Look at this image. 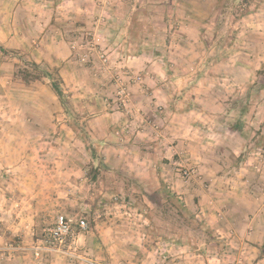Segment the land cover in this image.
Here are the masks:
<instances>
[{
  "label": "crops",
  "instance_id": "0c3cea01",
  "mask_svg": "<svg viewBox=\"0 0 264 264\" xmlns=\"http://www.w3.org/2000/svg\"><path fill=\"white\" fill-rule=\"evenodd\" d=\"M105 1L108 3L111 0ZM115 1L116 6L121 7L114 13L115 3L109 2L106 9L105 5L103 7L104 13L113 16L120 13L122 17H127L129 11L124 8V3ZM99 10L97 0H0V47L3 51L8 48L28 50L31 37H37L39 46L36 56L31 54L32 59L37 63H59H56L59 75L69 87L71 97L91 99L94 92L90 94V88H96H93L94 84H89V73L72 60L70 41L75 35L73 32L86 25ZM108 36L110 39H105L104 45L111 48L115 44L114 35ZM0 54L2 58L3 52ZM142 54L131 59L128 66L132 72L146 67L154 71L155 80L147 81L154 100L143 98L142 91L136 92L133 96L137 101L134 110L138 114L137 108L140 107L147 112L148 119L161 124L160 139L154 136L149 122L142 116L136 122H129L120 110L101 104H85L83 108L89 112L90 133L97 136L99 144L103 145L100 150L108 169L106 172L115 171L117 177H124L134 186L153 182L154 179L171 182L175 191L183 193L184 205L196 211L204 223L211 225L215 231L214 238L204 245L192 247L166 235H158L154 236L153 245L143 250L141 238L145 233H126L120 228L123 223L112 221L102 210V214L98 213L97 205L102 200L93 196L92 186H96L94 183L101 178L100 170L92 179L93 173L87 174L84 167L78 168L70 156L67 157L70 163L60 170V153L9 151L0 146V242L13 237L19 240L3 264H26L29 253L35 256L38 236L46 225L55 222L58 213L85 219L93 217L91 227L73 236L71 245L79 248L77 253L80 255L77 254V257L99 264H174L175 261L182 264H264V147L257 146L256 139L251 136L248 139L241 136L239 127L242 125L238 126L239 130L236 129L225 122V116L205 121V117L212 116L205 111L207 107L218 108L221 104L200 95L205 93L201 89L174 88L172 92L167 91L164 81L172 80L178 84L187 76L171 75L157 59L142 57ZM4 64L7 63L2 60L0 69ZM5 76L10 82V74L4 73ZM215 76L211 74L212 79ZM2 78L0 76V82H3ZM107 92L109 94V88ZM0 93L5 92L0 88ZM184 93L188 101H184ZM7 94L11 95L9 89ZM156 103L162 104L163 112L154 111L152 104ZM9 105L0 106L1 113H31L33 115L29 116L34 119L36 127H44V107ZM11 117H3L2 124ZM12 122H19L24 131V135L18 132L16 137L28 139L25 121L13 119ZM128 122L132 126L142 123V130L135 129L124 134V144H120L112 132ZM192 124L203 130L191 133L188 127L192 128ZM214 128L218 132H212ZM30 133L39 134L38 131ZM9 136L8 133H0V142L5 144ZM170 142L176 145L177 153L174 155L166 146ZM246 148L249 150L246 151ZM46 157H50L49 169H45ZM15 160L17 162H13ZM174 162L196 163L203 176L210 181L209 189L206 191L197 185L192 191L195 194H190L170 170ZM255 166L259 167V172ZM127 175L130 179L125 177ZM210 198L213 199V206L208 203ZM215 210H223L219 212L221 218L214 216ZM230 229L231 234L227 236ZM54 253L55 264L61 263L56 259L61 255Z\"/></svg>",
  "mask_w": 264,
  "mask_h": 264
},
{
  "label": "rangeland",
  "instance_id": "374dc122",
  "mask_svg": "<svg viewBox=\"0 0 264 264\" xmlns=\"http://www.w3.org/2000/svg\"><path fill=\"white\" fill-rule=\"evenodd\" d=\"M97 1L100 4V10L88 19L86 25L79 26L73 32L75 35L70 41L72 60L79 68L89 73L88 76L91 77L90 80L88 79L89 84H92L91 86L94 84L93 88H96H90L89 93L94 92L91 99L71 97L69 87L59 75L57 62H39L38 64L47 67L53 72V76L56 75L53 69L57 70V77L60 78L57 79V83L63 91V99L55 94L51 85L52 81L47 77L32 79L27 83L22 81L19 71L34 61L32 55L36 56V48L39 46L37 37H31V47L26 48L28 50L8 48L3 51L0 47V53L3 52L0 63L2 60L7 63L0 69V76L3 77L0 88L5 93L9 89L11 93V95L0 93V106L39 105L44 107L43 111L46 114L43 120L44 127L37 128V124L33 122L34 119L29 116L33 115L31 113L8 112L7 115L12 117L2 124V118L7 115L0 111V133L10 135L5 144L0 142V146L9 151L60 153L62 156L60 170H64L65 165L70 163L67 158L70 156L76 161L78 168L84 167L87 174H92L91 165L92 168L96 167L98 161H92L90 152L86 149V143L79 138L81 130L79 128L74 130L71 127L74 123L81 125L89 141L96 148V155L102 156L100 149L103 145L97 144L99 138L90 133L89 112L83 109L85 104L114 107L120 110L129 122L130 120L136 122L137 118L142 116L149 122L148 126L152 128L154 136L160 139L161 124L148 119L147 112L139 106H137L138 114L134 110L137 101L133 96L136 92L142 91L143 98L154 100L150 96L151 89L147 85L149 79L155 80L154 71L146 67L141 71L132 72V68L128 66L131 59L139 56V53H143L142 57L157 59V62L165 66L171 75L187 76L178 84L172 80L164 81L167 91L172 92L174 88L201 89L205 93L200 95L211 99L212 102L215 101V104L217 102L221 104L218 108L207 107L205 111L212 116L205 117V121L210 122L215 117L225 116L224 120L227 124L242 125L239 127L241 136L247 139L249 136L255 139L264 137V75L258 73L264 66V0H119L129 11L127 17H122L120 13L114 16L104 13L103 7L105 5L106 9L109 2L115 3L113 5L115 13V9L121 7V5L116 6L117 1L111 0L108 3L105 0ZM107 33L114 35L115 44L111 48L104 45L105 39H110ZM149 42L151 45H143ZM4 73L10 74V82L8 77H4ZM211 74L216 75V78L212 79ZM136 76L142 77L141 83L135 81ZM117 80L123 82L129 92L127 104L131 111L128 113L123 106L117 104ZM96 85L98 86L95 87ZM107 88H109V94H107ZM2 94L5 96H1ZM185 97L184 101H188V96L185 95ZM152 105L155 107L154 111H164L162 104ZM16 116L19 118H15ZM13 119L25 121L23 123L28 125L25 128L29 131L28 139L20 140L16 137L18 132L24 135V131L19 122L11 123ZM129 122L112 132L120 144H124V134L135 129L142 130V123L140 126H132L133 124ZM61 124L65 125L60 127ZM191 126L192 128L188 127L191 133L203 130L196 125ZM31 131H38L39 134L30 133ZM211 131L218 132L216 128ZM37 136L40 138L38 139ZM166 146L171 150V154L177 153L173 142L167 143ZM248 150L246 148V151ZM49 159L50 157H46L45 169H49L47 166L50 164ZM180 169L192 171L190 177H182L178 172ZM99 170L101 178L94 183L96 186H92L94 187L93 196L101 197L102 200L97 205L98 213L106 212L104 215L112 218V221L123 223L120 228L125 229L126 233H145L141 238L143 250L153 245L154 236L158 235H166L192 247L204 245L214 238L215 231L211 225L204 223L196 211L184 205L186 202H184L183 193L175 191L171 182H164V180L160 182L154 179L153 182L147 184L142 182L139 186H134L132 182H126L124 177H117L115 171L106 172L108 169L104 163ZM170 170L181 180L183 187L190 194H195L192 191L197 185L206 191L211 186L210 181L203 176L196 163L174 162L170 165ZM165 192L178 206L170 205L166 201ZM209 200V205L213 206V199ZM219 212L223 210H215L214 216L221 218ZM201 213L200 211L199 214ZM59 215L64 214L58 213L56 218ZM66 217L74 220L83 218L74 215ZM85 220L87 228L81 230L73 224V234L61 248H55L47 242L49 238L47 229L55 222L44 225V229L38 236L40 238L34 250L35 256L29 253L26 264H55L53 259L55 257L52 256L54 252L61 255L60 258H56L61 263L56 264H99L92 259L90 261L77 257L79 248L71 245L73 236L91 227L93 217ZM229 233L231 234V229L227 231V236L230 235ZM18 241L16 237L1 240L0 248H3L1 251L3 256L0 264H3V260ZM36 256L38 259H35Z\"/></svg>",
  "mask_w": 264,
  "mask_h": 264
},
{
  "label": "built area",
  "instance_id": "2783aa9c",
  "mask_svg": "<svg viewBox=\"0 0 264 264\" xmlns=\"http://www.w3.org/2000/svg\"><path fill=\"white\" fill-rule=\"evenodd\" d=\"M101 57H103L101 55ZM105 60V59H103ZM135 81L140 82L142 81V77L136 76ZM117 90L116 95L118 98V105L123 106V108L126 110V112H130L131 109H129V106L127 102L129 101V92L124 85L123 82L117 80ZM256 170L259 171V167L255 166ZM179 174L182 175L184 178L190 177V170L186 169H180ZM73 224H76L77 227L81 230H85L87 228V221L84 218H79L74 220L73 218L66 217L64 215H59L56 218V221L52 227H49L47 230L49 232V238L47 239V242L51 244L55 248H61L64 247L67 243V240L70 236L73 234ZM3 248H0V260L3 256ZM165 260V259H164ZM174 264H182L180 261H175Z\"/></svg>",
  "mask_w": 264,
  "mask_h": 264
},
{
  "label": "trees",
  "instance_id": "16d2710c",
  "mask_svg": "<svg viewBox=\"0 0 264 264\" xmlns=\"http://www.w3.org/2000/svg\"><path fill=\"white\" fill-rule=\"evenodd\" d=\"M218 1H220V0H218ZM154 53H156V51ZM29 66H31V67H29ZM29 66L26 65V67H24L23 69H21L19 71V74L21 76L22 81L27 83L32 79H39L42 77H47L52 81L51 85H52V89L55 92V94L60 99H63V97H64L63 91L61 90V88L59 87V84L57 83V79H60V78L57 77L58 73H57L56 69H53L54 72L56 71V75H55L56 77H55V76H53V72L50 71L47 67L40 66L38 63H36L34 61ZM258 73L261 75H264V66L262 67V69H260L258 71ZM249 93H250V91H249ZM71 127H73L74 130H77V128H79L81 130V135H78L79 138L81 140H83L84 143H86V149L90 152V157H91L92 161H95V160L98 161L96 167L92 168V165H91V169L93 170V174H92L91 178L95 179L97 172H99V169H101L103 167L102 156L96 155V148L93 147L91 141H89V137L86 135V132H85V130H83L81 125L78 126L77 123H74V125H71ZM235 128L238 129V124L235 125ZM97 144H99V142H97ZM256 145L264 147V137H260V138L256 139ZM164 196L166 198V201L169 202L170 205L175 204V206H178L176 203H173L172 197H170L168 194H166V192H165Z\"/></svg>",
  "mask_w": 264,
  "mask_h": 264
}]
</instances>
